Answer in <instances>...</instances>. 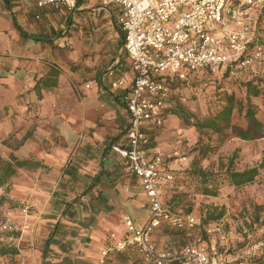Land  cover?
<instances>
[{
    "label": "crops",
    "instance_id": "crops-1",
    "mask_svg": "<svg viewBox=\"0 0 264 264\" xmlns=\"http://www.w3.org/2000/svg\"><path fill=\"white\" fill-rule=\"evenodd\" d=\"M36 1L28 3L31 7L26 15L15 0H0V144L16 134L13 139L20 145L2 158L9 160L13 154L27 162L17 168L0 195L18 206L30 202L44 217L33 220V229L26 237L0 238V248L18 251L14 257H1L0 264H10L11 258L23 260V264H41L44 243L50 254L65 256L58 264L82 263L70 260L74 257L87 263L98 255L110 234L116 233L118 240L124 237L122 216L140 226L150 218L141 178L132 172L130 161L113 150L127 142L130 113L124 97L132 88L135 74L128 56L127 64L120 69L125 48L120 27L114 24V7L104 9L96 1L80 0L76 11L93 2L99 6V14L109 17L122 49L115 64L93 80L63 75L55 67L58 48L65 54L64 47L73 38L62 36L54 25H41L45 17L52 22L57 11L36 10ZM31 14L41 16L39 25L33 24ZM73 18L77 15L66 18L68 27H72ZM121 79L126 83L114 88ZM74 82L81 83L79 88L74 85L75 90ZM28 103L32 104L30 112ZM159 231L153 234L159 250L177 248L172 243L175 238L168 235L163 238L168 246L159 248Z\"/></svg>",
    "mask_w": 264,
    "mask_h": 264
},
{
    "label": "built area",
    "instance_id": "built-area-1",
    "mask_svg": "<svg viewBox=\"0 0 264 264\" xmlns=\"http://www.w3.org/2000/svg\"><path fill=\"white\" fill-rule=\"evenodd\" d=\"M79 1L37 0L36 6L40 10L74 11ZM93 1L104 9L114 7L116 23L124 33V48L135 78L124 97L130 113L127 142L115 146L114 151L130 161L133 172L142 180L151 208L149 221L144 225L123 218L124 237L103 251L99 264L105 262L110 251L123 252L129 248L137 250L149 264H252L264 252V239L236 255L226 248L219 251L211 239L219 230L212 228L213 223L203 228L211 243L199 238L197 245L181 250L157 249L152 235L162 224L192 230L199 226V221L191 214H173L164 208L160 193L173 183L174 176L162 169L165 155L154 147L151 133L164 125L166 115L174 109L173 83L184 86L177 100L186 104L192 95L201 92H195L196 79L221 75L233 66L247 69L263 59L264 40L251 47L248 19L255 8H264V0ZM108 73L113 74L112 70ZM125 83L126 79H121L114 88ZM29 210L28 207L23 212L28 216ZM11 214L3 216L0 232L21 238L31 230L30 226L27 221L15 222Z\"/></svg>",
    "mask_w": 264,
    "mask_h": 264
},
{
    "label": "rangeland",
    "instance_id": "rangeland-1",
    "mask_svg": "<svg viewBox=\"0 0 264 264\" xmlns=\"http://www.w3.org/2000/svg\"><path fill=\"white\" fill-rule=\"evenodd\" d=\"M15 1L22 12L26 15L30 13L29 7L31 6H29L28 3H32L34 0ZM34 4V8L38 10L36 2ZM83 7V10L80 11H68L65 8L58 10L48 8L49 10L57 11V14L53 16L52 22L45 17L46 20H44V24L41 25H47L48 27L54 25L62 36L73 38V42L64 47V50H66L65 54L60 52V47L58 48L59 54L56 56L55 67H57L63 75H69L86 81L93 80L96 76H102V73L108 67L113 66L118 57L117 53L122 49V46L119 44V37H117L115 31L116 28H113L109 17L105 14H99V6L93 2H87ZM263 9L255 8L248 19V26L251 31V47L264 40V21L262 22L258 19ZM74 14L77 15V18H73L71 21L72 27H68L66 18ZM33 19V24L35 25H39L38 23L42 21L40 15L39 18H37V15L36 17L33 16ZM114 24L119 26L116 22ZM62 48L61 50H63ZM127 56L125 51H122V59L119 62L122 65L121 67L119 66L120 69H123V66L127 64ZM263 76L264 57L254 62V64L247 69H240L238 66H234L231 77H229L228 80H223L222 74L215 77L206 76L203 79H196L194 84L195 92L200 90L201 92L198 96L192 95L191 99L181 106H184L195 119H204L211 116L213 112L216 111L215 99L211 93L217 86H223L228 92H234L238 100L244 101L243 115L239 114L236 110L232 121L245 127L246 123L243 120L246 109L245 106L247 104L245 82L247 80L262 78ZM208 80L215 83L214 86L212 85L213 88H210L211 85L205 86ZM199 83L202 85L199 86ZM80 84L76 82L72 83L73 89L75 90V86L79 88ZM178 84L179 88L175 89L172 98L175 101L174 108L179 106L177 95L184 89L182 84ZM252 104L257 108L258 118L264 121L263 98L252 99ZM29 105L32 104L28 103V106H26L28 112L31 111ZM194 123V119L190 120L189 123H185L173 113H169L165 117L164 125L151 133V136L155 135V139L152 142L154 147H158L165 155L162 169L174 176L173 183L169 187L163 188L160 193L164 208L173 214H191L199 221V226L192 230H178L172 228L167 223L162 224L157 228L160 230L156 235L158 247L161 248L160 246H166V244L168 246V242L163 240L164 236L168 235L175 238L172 243L177 248L171 250L157 249L163 252L181 250L186 246L197 245L198 239L202 238L208 243H211L212 239L219 251H223L226 248L230 250V253H235L236 255L253 245L241 248L240 245L245 242V238L251 241L262 237L264 239V168L261 169L259 178L253 184L241 188L223 185L218 197H207L196 194L194 191V183L185 172L192 169L194 166L192 163L199 157V151L195 150V148H197L198 145H209L214 148L218 144V137L211 130L200 131L193 126ZM14 136H16V134H14L13 137ZM13 137L6 141L8 144L6 142L5 144H0L1 157L9 156V150H16L20 147V145L17 144V139H13ZM45 148H47V146H45ZM176 153L178 155H175ZM117 155L120 156L119 154ZM183 158L185 159L183 160ZM231 158H234L233 170L236 171H243L248 168L264 165V138H257L252 141H244L240 138L231 139L221 144L215 152L210 153L206 159H202L200 163L196 165L210 171L222 172L221 164H223V170H225L224 167L227 166L228 160ZM163 191H165L164 197H162ZM1 196L2 195H0V223L6 213L12 212L11 216L15 222L21 223L27 221L30 226L31 230L26 232L21 238L30 235L33 229V220L38 218L42 219L44 213L30 202L21 203L20 206H18L16 203L11 204V201L8 202L5 197L2 198ZM28 207L30 210L27 216L23 211ZM223 207L226 209L225 217L221 221H218L217 224L213 222L214 225L212 228H217L219 230H217L212 236L213 238L210 239L203 231V228L208 224L203 225L202 219L207 216L212 209H221ZM124 217L128 216H122V223ZM210 225L212 224L210 223ZM113 235H116L115 238H113ZM186 235H189L188 237L190 240L187 239L188 237H185ZM3 236L5 238L21 239L17 234L0 232V238ZM117 237L116 233L110 234L104 243L105 246L100 250L98 255L89 259L87 263L79 257L70 258V260L75 261L74 263H79L81 261V264H99L103 251L112 247L113 243L118 241ZM153 237L155 236L152 235V239ZM44 244L42 248H40L41 264H58L63 262L65 258L63 254L60 257L50 254L51 249L50 251L46 249L48 247L45 248ZM234 248L237 250H233ZM44 252H46L47 255H44ZM67 258L69 259V257ZM255 259L256 258H254L252 262ZM22 261L23 260L18 259L16 261L11 258L10 264H20L23 263ZM103 264L149 263L142 258L137 250L127 249L123 252H117L115 250L110 251Z\"/></svg>",
    "mask_w": 264,
    "mask_h": 264
},
{
    "label": "trees",
    "instance_id": "trees-1",
    "mask_svg": "<svg viewBox=\"0 0 264 264\" xmlns=\"http://www.w3.org/2000/svg\"><path fill=\"white\" fill-rule=\"evenodd\" d=\"M80 4L81 1H79L78 5ZM258 19L262 22L264 21V9L261 11ZM119 31L121 42L124 44V33L121 29H119ZM233 67H230L222 74L223 80H228L229 77H231ZM201 85L202 84L199 83V86ZM212 85H215L213 81H206L205 86L213 88ZM172 87L175 90L179 88V84L173 83ZM211 95L214 97L216 104V111L213 112V115L211 116L204 119H195L184 106H181L182 104H179V106L174 108L170 113H173L185 123H189L190 120L194 119V127L200 131L211 130L217 135L218 144L216 147L212 148L209 145H198L197 148H195V150L199 151V157L192 163L194 165L192 169L185 173L190 176L192 182L194 183V191L196 194L207 197H218L223 185H228L233 188H241L255 183L260 176L261 169L264 168V165H260L243 171H236L233 170L234 158L228 160L227 166L224 167L225 170H223V164H221L222 172L210 171L196 165L200 163L202 159H206L210 153L215 152L221 144L231 139L240 138L244 141H252L257 138H264V121L258 118L257 108L252 104V99L263 98L264 100V76L262 78H256L249 81L247 80L245 82V95L247 101L244 112L245 114L243 116V120L246 123L245 127H242L240 124L232 121L236 110L239 114H242L244 101L238 100L234 92H228L223 88V86H217ZM154 137L155 135L151 136L152 142L155 139ZM26 164L27 162L19 161L15 156H13V154L10 155L9 160H4L0 156V189L5 188L8 182L15 176L17 168H22ZM225 214V207L221 209L214 208L202 219V224L207 225L213 222L221 221L225 217ZM260 239H263V237L253 241L248 239L246 240L245 238V242L241 244L240 247L245 248ZM47 243L49 244V242ZM129 249L135 250L134 248ZM233 250L237 249L234 248ZM17 254L18 251L16 248H0L1 257H14ZM252 264H264V252L260 254L252 262Z\"/></svg>",
    "mask_w": 264,
    "mask_h": 264
}]
</instances>
